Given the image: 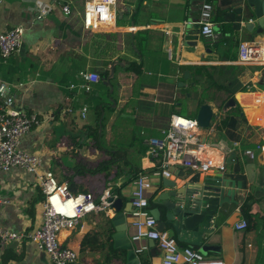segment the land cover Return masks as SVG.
Masks as SVG:
<instances>
[{"label": "crops", "instance_id": "1", "mask_svg": "<svg viewBox=\"0 0 264 264\" xmlns=\"http://www.w3.org/2000/svg\"><path fill=\"white\" fill-rule=\"evenodd\" d=\"M204 1L207 0H118L114 21L96 31L83 28L80 32L86 0H0V33L19 25L25 28L20 51L7 59L2 58L0 51V105L12 95L14 107L37 113L40 125L23 137V148L40 154L44 168L52 170L58 180L62 173H75L76 180L96 191V195L105 188L106 178L101 173L92 174L90 169L97 168L118 149L144 170L136 180L153 203L164 190L173 189L164 184V179L175 181L176 188L224 178L242 181V189H237L236 194L238 202L224 203L207 224H200L196 230L185 228L179 234L171 225L166 230L181 244L198 248L204 258L217 264H264V220L255 229L236 228L245 219L244 204H249L253 214L264 217V153L258 149L264 132V65L239 61L240 43L255 42L264 48V35L257 32L258 25L253 31L245 27L248 21L257 22V17L248 16L254 7L245 9L246 0H231L223 7L230 11L242 8L236 31L231 29L233 22L215 19L221 0H210L218 38L206 39L200 31L196 47L186 46L181 31L188 26L200 30ZM69 7L71 12L67 14ZM76 20L78 24L74 25ZM105 62L109 73L115 63L112 88L104 83L106 76L100 72ZM81 70L98 72L101 79L91 92H83L74 100L69 85L80 81ZM244 89L261 93L263 100L255 107L241 108L236 99ZM193 96L212 104L216 113L209 128L200 127L198 137L208 144L223 142L230 148L238 142L233 151L240 158L239 171L234 170L235 163L227 162L233 151L227 154L224 148L213 146H208L206 153L217 164L224 161L225 170L214 166L200 173L183 171L172 178L157 171V161L148 154V141L162 138L171 116L184 108L188 114L185 116L196 118ZM233 97L236 105L225 109V103ZM82 104L89 108L85 119L77 112ZM98 104L99 108L106 106L104 124L101 119L98 121ZM69 107L75 112H68ZM226 121H236L235 128H229ZM98 124L100 132L104 130L99 140L103 147L89 136ZM247 149L253 150V156L245 154ZM239 175L244 176L245 182ZM123 180L118 179L117 186ZM36 181L34 175L21 168L0 171V191L8 201L0 205L2 225L22 231L41 224L43 197ZM112 185L108 182V188ZM134 187L135 181L122 189L121 197L123 209L129 211L128 236L136 244L142 264H161L162 252L156 241L152 247L149 238H134L138 233L131 205ZM33 198L35 212L31 215ZM155 207L166 219V206L155 203ZM115 215V210L111 216L93 213L75 228L60 231L62 245L79 253L73 264H108V243L104 245L102 236L85 250L82 242L93 230H108L113 236ZM113 243L115 247L114 237ZM0 264L53 263L35 244L14 242L0 256ZM112 264L121 262L115 260Z\"/></svg>", "mask_w": 264, "mask_h": 264}, {"label": "built area", "instance_id": "2", "mask_svg": "<svg viewBox=\"0 0 264 264\" xmlns=\"http://www.w3.org/2000/svg\"><path fill=\"white\" fill-rule=\"evenodd\" d=\"M117 5L118 0H86L82 14L83 28L96 31L104 24L114 21ZM70 12L69 7L66 13ZM199 24L204 38H218L214 28V6L211 2H203ZM24 32L25 28L19 25L0 33V51L3 59L21 50ZM239 61L264 65V48L247 41L241 42ZM79 78L80 81L69 85L74 100H78L83 92H91L94 84L101 79L98 72L88 70H81ZM261 99V93L244 89L237 94L236 100L241 108H251L257 106ZM88 110V105L82 104L77 112L82 119H85ZM68 112L73 113L75 110L69 107ZM38 125H40L38 114L29 112L23 107H14V96L8 95L4 104L0 105V171L10 172L13 168H21L35 176L43 193L40 225L32 230L16 231L0 223V256L11 243L29 242L44 251L53 264H73L77 262L79 253L72 247L62 245L58 237L60 231L65 228H75L84 217L93 213L111 216L115 210L113 200L118 195L113 194L110 187L104 188L99 195L92 192L73 193L67 182H60L52 170L44 168L45 162L40 154L24 149L22 146L23 137ZM199 130L200 126L196 118L176 113L171 116L167 128L162 130L163 137L148 141V154L157 161V171L162 176L172 178L179 176L183 171L206 172L214 166L225 170V162L217 164L207 155V147H222L225 153L229 154L239 146V143L235 142L233 148L223 142L208 144L198 137ZM258 149L264 153V132L263 141L258 144ZM245 154L253 156V150L247 149ZM134 181L131 203L135 217L133 225L138 227L135 239L149 238L156 241L162 252L161 264L218 263L204 258L198 248L181 244L167 230L159 229L158 221L150 208L149 198L142 191L140 181L136 179ZM6 202L8 201L0 191V205ZM247 227L246 219L236 224V228L240 230H245Z\"/></svg>", "mask_w": 264, "mask_h": 264}, {"label": "water", "instance_id": "3", "mask_svg": "<svg viewBox=\"0 0 264 264\" xmlns=\"http://www.w3.org/2000/svg\"><path fill=\"white\" fill-rule=\"evenodd\" d=\"M245 9L249 10L254 7V12L248 13L251 18L257 17V22L248 21L245 27L249 31H253L258 25L257 32L264 35V0H246ZM181 29V28H180ZM188 26L182 30V39L185 40L186 46L196 47V40L199 38L200 30H196ZM253 45L257 43L253 42ZM110 73L106 76L104 83L111 86V78L115 71V63L109 67ZM189 71L186 70V73ZM235 98H229L225 103L224 108L235 106ZM215 111L212 104L203 103L197 113V121L201 128L207 129L210 127ZM218 129V124L214 125ZM218 140V139H216ZM228 163H235V171L240 170V158L236 151H233L227 158ZM200 178L198 177V181ZM164 184L173 189L164 190L160 193L154 203L164 204L167 208L166 219L161 218V211L155 207L152 214L158 221L159 229L166 230L168 225L179 234L183 229L196 230L200 224H207L208 220L214 215V212L226 202L237 203L236 199L237 189H242V181H237L231 178H224L221 181H209L202 185L194 182L188 187L176 188V182L169 179H164ZM113 200V198H111ZM123 199L117 197L113 200V206L116 215L113 222L116 227V233L113 237L115 239V247L124 248L127 250L126 264H142L141 258L136 251V244L128 236V222L127 212L123 209ZM132 205V204H131ZM151 246L155 247V241L150 239Z\"/></svg>", "mask_w": 264, "mask_h": 264}, {"label": "trees", "instance_id": "4", "mask_svg": "<svg viewBox=\"0 0 264 264\" xmlns=\"http://www.w3.org/2000/svg\"><path fill=\"white\" fill-rule=\"evenodd\" d=\"M207 1L210 2V0H207ZM227 4H231V0H221V2H220L221 9H219V12L215 15V19L217 21L228 20L230 22H233L231 29L236 31L240 27L242 8L237 7V8L232 9L231 7H229V9L231 8L232 11L225 10L223 7ZM75 24L76 25L78 24V20H76L74 25ZM79 28H80L79 31L81 32V30H83V26L80 25ZM108 66H109L108 62H105L104 66L100 69L102 76H108L109 71H108V69H106V67H108ZM196 81H198V80H196ZM203 103H204V101L200 97L193 96L192 108H193V111L195 112V115H196L197 111L199 110V107ZM104 111H106V106L103 105V107L101 106L99 108V104H98V108H97L98 121H100V119H101L102 124H104V122H105V118H103ZM178 113L181 115H188V114H186L185 108L182 109L181 111H178ZM236 123H237L236 121H234L232 123L226 121L225 124L228 127L230 126L231 128L232 127L235 128ZM101 135L104 136V130H103V132H100V125L99 124L95 128H93L92 131L89 132V136L92 138V140L99 145H101L99 142ZM101 147H103V146L101 145ZM104 148L108 149L107 145H104ZM125 155H126L125 152L123 153L121 151V149H118L114 153L111 154V157L109 159H107L106 161L99 164V166L97 168L90 169L92 174H96V173L104 174V177L108 180V182L111 181V183L113 184L111 187L112 193L116 194L120 197H123L122 189L127 187L129 184H131L135 179L138 178V176L141 173L144 172V170L141 167H138L136 165V162L134 160L125 157ZM76 176H77V174H75V173H73V174L72 173H69V174L62 173L59 181L65 182L66 180H68V182H69L68 185H69V187L73 193L92 192L87 187H85V185L83 183L78 182L76 180ZM238 177L242 178L245 182L244 176L239 175ZM120 178H124V180L120 186H117L116 182ZM106 186H108V185H106ZM92 193H94V192H92ZM42 194H43L42 190H39V195L41 198L43 197ZM35 203H36V198H33L30 201V207H29V213L31 215H33L35 212L34 211ZM149 203H150V208H154L155 203H153L151 201H149ZM242 212H243L244 218L248 222V227L246 230H251V229L257 228L260 220H262V219L264 220V217H259V216L255 215L251 212L249 204H244ZM100 236L103 237L104 245L108 243V253L106 255V257L108 259L107 260L108 264H112L113 261H115V260L120 261L121 264H126V262H127V250L114 247L112 232L108 231V230L107 231L93 230V231L89 232L88 234H86L84 239H83V242H82V250H85L87 247L94 246L95 240L99 241ZM99 246H100V244H98L97 247H99Z\"/></svg>", "mask_w": 264, "mask_h": 264}, {"label": "rangeland", "instance_id": "5", "mask_svg": "<svg viewBox=\"0 0 264 264\" xmlns=\"http://www.w3.org/2000/svg\"><path fill=\"white\" fill-rule=\"evenodd\" d=\"M106 185H108V180L106 179V180H104V182H103V187L105 186V188L106 187H108V186H106ZM104 190V189H103ZM92 192H96V191H92Z\"/></svg>", "mask_w": 264, "mask_h": 264}]
</instances>
